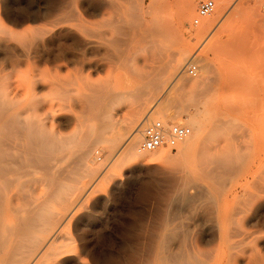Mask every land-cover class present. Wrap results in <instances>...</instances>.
<instances>
[{
    "label": "rangeland",
    "instance_id": "374dc122",
    "mask_svg": "<svg viewBox=\"0 0 264 264\" xmlns=\"http://www.w3.org/2000/svg\"><path fill=\"white\" fill-rule=\"evenodd\" d=\"M185 1L0 0V108L31 113L56 153L47 180L56 178L48 191L63 206L54 202L62 226H48L46 235L57 232L43 264L264 263L261 0L219 3L227 15L212 32L197 31ZM243 5L253 14H237ZM194 53L191 77L186 61ZM150 111L139 142L147 124L186 125L191 135L161 148L165 157L119 159L125 136ZM79 135L91 149L87 169Z\"/></svg>",
    "mask_w": 264,
    "mask_h": 264
},
{
    "label": "bare ground",
    "instance_id": "6f19581e",
    "mask_svg": "<svg viewBox=\"0 0 264 264\" xmlns=\"http://www.w3.org/2000/svg\"><path fill=\"white\" fill-rule=\"evenodd\" d=\"M223 1L224 0H221V1L216 0V7H215L214 12L207 17H203V18L200 17L201 19L196 16L195 10L193 8L194 3L191 0H189V2L185 1L183 13L193 22V25L196 27L197 31H199V32H212L216 27L220 26L221 21L227 15V13H224V15H222V13L220 12V9H219V3L223 2ZM235 6H237V3H233L232 7L230 6V9L234 8ZM228 12H229V10H228ZM237 12H240L246 16H250L251 13L253 14L254 10L251 11V8H249L248 6L244 7V5H243V6L237 7L236 13ZM73 15H75V14H73ZM69 16H70V14H69ZM75 16H73V17H75ZM236 17H237V15L235 16V18ZM112 18H114V16ZM121 19L122 18H120V20ZM70 20H76V19H70ZM113 20L115 21L116 18ZM230 21L233 22V19H230ZM120 22H122V21H120ZM113 23H115V22H113ZM116 23H119V22H116ZM120 24H122V23H120ZM124 24H126V22ZM117 25L115 24L113 26H117ZM230 25H232V24H230ZM226 28H227V25H226L225 29ZM119 29H122V28H119ZM119 31H117V32H119ZM123 31H125V29ZM98 33L100 34V31H98ZM55 34H57V33H55ZM89 35H91V34H89ZM119 35H121V34H119ZM122 35H125V34H122ZM119 38H121V37H119ZM113 39H115V37ZM113 39H112V41H114V42L119 41V40H113ZM124 40H126V38H124ZM86 44H88V42H86ZM117 44H119V43H117ZM123 45H125V44H123ZM117 47H120V46H117ZM210 48L211 47H209L208 49H210ZM96 53H95V55H96ZM99 53H101V52H99ZM195 54L196 53H194V55H192L190 57V59L188 61H186V64L190 63V61H193ZM123 58H126V57L123 56ZM114 60H116V58ZM179 73H182V72H179ZM177 80H179V79H177ZM68 91H70V90H68ZM64 93H66V91H64ZM122 93H124V92H122ZM102 94H105V93H102ZM91 95H90V97H92ZM104 96H106V95H104ZM98 98L95 99L96 103L102 104L100 100L103 101L104 98L102 97L99 100H97ZM95 101L90 102L91 105H89V106L94 105L93 103H95ZM104 101L106 102L107 100L105 99ZM253 101H255V100H253ZM251 103H253V102H251ZM99 104H97V105H99ZM6 105H8L7 107L11 106L10 103L6 104ZM2 106H4V107L0 108V110L2 109V112L3 111L4 112L1 113V115H0V264H23V263H27L31 259L34 260V258L39 256V254H40V256H39L36 264H38L40 262H42L41 264H43L44 263L43 261H45V258H47L50 250L52 249V246L54 244V236H55L57 230L55 229L53 232L51 231L52 232L51 235L50 234L46 235L45 232H46L48 226H50L54 222L55 223L53 225L52 230L56 227L58 228V226H62V225H58L60 223L61 219H60V217L56 216L57 212H58L56 210V206H57L56 204L57 203L60 204V203L53 201L54 196L51 193V191H48V189H50V187H51V185L48 184L49 183L48 181H51L53 179L52 175L50 177L51 180H47V179H49L47 176V173H49L48 170H50L53 167V164H51L50 160H51V157L53 156V154H56V153L51 152V148H54V147H53V143H50L48 141V139L46 138L48 135L46 137L41 135L40 133H42V132L39 133L40 130H38L40 128L36 129L35 125L31 122V120H29V119H31L30 117L32 116L31 113H28L25 111L21 112L20 110L17 111V109H15V111H9L8 110L9 108L6 109L5 104ZM89 106L84 105L85 108H88ZM84 107H82V108H84ZM256 107L257 106H255V108ZM3 108H5V109H3ZM94 108H96V107H93L91 109L94 111ZM6 110H8V111H6ZM81 111H82V109H81ZM85 111H86V109L84 110V112ZM90 113H92V112H90ZM151 113H152L151 111L146 113L144 118L136 126V129L134 130V132L131 131L133 133H129L130 135H128V137L125 136L126 137L125 140L122 142L121 146L119 147V149L115 153V155L120 156L119 159H123V158L127 157V158H131L133 160H140L142 162H149V161L155 160L157 158V156L158 157L164 156L166 154V153H163L162 151H160L161 148L156 150V151L149 152V153H141L138 151V145H139L138 143H140V142H139V138H138L139 136H138L137 132L139 131V128L142 127V125H144L146 122H149L153 119V118L151 119V117H152ZM83 114H85V113H83ZM96 116L97 115H95V117L92 116V118L95 119V118H97ZM104 116H106V114ZM100 118L101 119H99V120L101 121L102 117H100ZM261 118L263 119L264 117H261ZM84 119L86 120L85 117H84ZM105 119H107V116ZM195 121H196V119H195ZM105 123H107V122H105ZM101 124L102 123H99L100 126H101ZM257 124H258V122H257ZM39 125H40V123H39ZM262 125H264V124H262ZM191 126L195 127L196 130L198 131V133H200L202 130V126H201V123L199 121L198 122L196 121L195 123L191 124ZM260 126H261V124H260ZM84 131H86V130H84ZM93 131H91V132H93ZM42 134H44V133H42ZM97 135H96V137H97ZM190 135H191V133H190ZM107 136L108 137H105L106 142H107L109 147H112L115 144L116 136L113 134L107 135ZM48 137H50L52 140L51 136H48ZM56 138H57V136H56ZM98 138H100V136ZM193 138H195V136ZM53 139H54V137H53ZM123 139H124V137H123ZM79 140H80V135H79ZM87 142H88V138L80 140V146L84 149H82V151H80L81 156L78 157V158L81 157V159L84 160V166L86 169L91 167L89 165L90 163L86 160V155L91 150V149L88 150L87 148H85V146H87ZM195 142H196V139L192 140V141H186V146L183 149L181 154L186 155L188 153V151L191 150V147L195 144ZM75 143H77V142H75ZM58 145H60V143H58ZM58 145L57 146L54 145V146L58 147ZM76 146H77V144H76ZM61 147H62V145L60 146V148ZM90 147H92L91 144H90ZM55 149H57V148H55ZM57 153H58V151H57ZM78 155H80V154H78ZM76 157H77V155H76ZM241 158H243V157H241ZM70 161L72 162L73 160L70 159ZM70 161H68V163ZM238 162H236V165H230V166H232V167L240 166V165H237V164H240ZM229 163H227L228 167H229ZM80 164L82 165L83 163L81 162ZM77 166H79V165H77ZM61 168L58 171H57V169L55 170L58 174V175L56 174L57 176L61 175L60 173L63 172L62 170L65 169V167H63L64 169H61ZM82 168H84V167H82ZM85 168H84V170H85ZM227 168H225V169H227ZM66 170H68V169H65V171ZM231 170H232V168H231ZM36 174H39V176H36ZM51 174H52V172H51ZM56 175L54 174V176H56ZM59 178L64 179L65 177L63 178V176L62 177L59 176ZM55 179H53V180H55ZM51 182H53V181H51ZM44 183H46L47 185H45ZM53 185H56V184H53ZM45 186H47L48 188ZM52 187H54V186H52ZM63 187H65V186H63ZM55 192H54V194H55ZM58 192H59V190H58ZM60 192H59V194H60ZM244 196H246V195H244ZM56 197H58V196H56ZM58 200H59V197H58ZM75 200H77V199H75ZM60 205L59 206L63 208L62 204H60ZM62 208H60V209H62ZM63 216L64 215L62 214V217ZM56 218H58V219H56ZM58 237L57 238L55 237V238L57 240H59ZM57 240H55V242ZM60 240L62 241V238ZM56 243H55V245H56ZM176 256L178 257V255H176ZM176 259L177 258H175L174 260H176ZM191 261H188V262L191 263ZM194 261H192V262H194ZM182 263L180 261L178 264H182ZM195 263L197 264V262H195ZM198 264H200V263H198Z\"/></svg>",
    "mask_w": 264,
    "mask_h": 264
},
{
    "label": "built area",
    "instance_id": "2783aa9c",
    "mask_svg": "<svg viewBox=\"0 0 264 264\" xmlns=\"http://www.w3.org/2000/svg\"><path fill=\"white\" fill-rule=\"evenodd\" d=\"M258 1V0H250ZM195 11L198 17H207L211 15L216 7V0H193ZM260 16L264 18V0H261ZM186 73L195 77L197 67L195 64L188 63ZM191 133V129L186 125L172 124L168 127H159L157 125L147 124L140 130V143L138 151L149 153L160 148L174 149L180 142L186 139ZM98 152L96 151L95 154ZM100 160V156H96Z\"/></svg>",
    "mask_w": 264,
    "mask_h": 264
}]
</instances>
